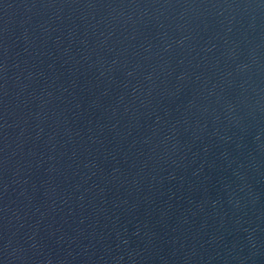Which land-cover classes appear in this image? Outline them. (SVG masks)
Returning a JSON list of instances; mask_svg holds the SVG:
<instances>
[{
	"label": "water",
	"instance_id": "95a60500",
	"mask_svg": "<svg viewBox=\"0 0 264 264\" xmlns=\"http://www.w3.org/2000/svg\"><path fill=\"white\" fill-rule=\"evenodd\" d=\"M0 264H264V0H0Z\"/></svg>",
	"mask_w": 264,
	"mask_h": 264
}]
</instances>
